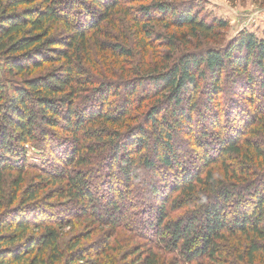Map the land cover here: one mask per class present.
<instances>
[{"label":"trees","instance_id":"obj_1","mask_svg":"<svg viewBox=\"0 0 264 264\" xmlns=\"http://www.w3.org/2000/svg\"><path fill=\"white\" fill-rule=\"evenodd\" d=\"M129 3L0 0L1 68L19 77L9 97L0 80V264H102L96 253L90 261V248L70 254L60 250L58 229L72 222L50 218L42 206H33L44 186L26 190L18 204L21 178L11 194L6 190L4 171L26 167L24 159L12 162L10 157L23 158L29 144L40 147L33 141L37 119L72 137L75 146L67 145L71 140L64 142L62 151L68 153L63 158L53 150L59 161L77 167L89 164L87 153L101 158L98 170L105 176H100L96 193L100 189L99 195L108 197L112 211L120 209L119 199L133 195L131 185L141 180L139 166L150 170L147 193L156 200L152 209L144 198L140 221L149 230L156 227L158 244L173 254L175 263L264 264V100H254L250 86L259 78L264 88V38L243 33L226 47L201 48L198 43L196 51L179 50L162 40L160 45L170 53L159 57L151 52L156 24L175 26L185 41L207 40L226 24L202 19L188 3L178 8L153 0L138 10ZM56 25H61L60 32L52 33ZM98 51L108 54L106 64L95 60ZM45 65L50 69L31 75ZM226 73L245 80L236 94L248 111L234 96L229 108L220 104V94L228 92ZM117 78L124 80L123 86ZM177 135L187 136L193 155L201 159L193 169L183 165ZM116 165L120 180L113 177ZM158 165L173 168L170 180H158ZM86 172H65L73 176L58 197L75 200L98 222H111L112 211L96 214L88 209L98 207L99 201L87 179L92 172ZM133 200L139 201L135 195ZM183 208L171 219L170 212ZM80 241L72 239L69 251ZM99 251L106 253L107 248ZM138 252L131 249L127 255ZM130 264L161 263L141 254Z\"/></svg>","mask_w":264,"mask_h":264},{"label":"rangeland","instance_id":"obj_2","mask_svg":"<svg viewBox=\"0 0 264 264\" xmlns=\"http://www.w3.org/2000/svg\"><path fill=\"white\" fill-rule=\"evenodd\" d=\"M127 1H130L129 4H131V6L134 7L135 10H138L139 6L151 4L153 2V0ZM166 1L178 8H184L183 3H188V5L191 4L193 6H196L202 19L207 20L208 22L211 20L220 19L224 21L226 27L221 29H214L212 35L207 40L199 38L189 39V41L188 39H186L185 41L182 32L177 30L175 26L171 24L166 26L165 23H160V25L156 24L151 36V52L156 56L162 57V55L170 53L165 45H160L159 42H161L162 40H164L165 44H168L166 41H170L173 47L179 46V50L186 49L187 51H196L198 49V43L201 44V48L226 47L230 42L234 41L243 33H253L258 38H264V0H185L186 2H181L182 0ZM38 2L39 1L34 2V5ZM60 28L61 25H56L53 28L52 33L60 32ZM116 33L117 31H111V34L113 36ZM95 38L96 37H94V39ZM100 38H103V40L106 41L109 40L103 36ZM131 40H133V38ZM153 40L155 42L154 44ZM187 41L189 42V44ZM185 43L187 44V47L184 46ZM133 50H138L135 49L134 44ZM94 53L95 51L91 52V57L93 60ZM108 58V54L102 51H98L95 60L99 63L106 64L105 61ZM1 67H3V59L0 56V80L4 84H6L7 97H9L12 94L11 88L13 87V83L18 81L19 77L4 74L3 68ZM47 69H50V65H45L43 67V70H37L31 75H35L39 72H45V70ZM255 73H257V71L254 72V75H256ZM226 74L225 85L228 92L227 94H220L219 100L221 102L220 104L223 107L226 106L227 108H229L231 103L235 101L233 99V96L238 101L242 100L237 96L236 92H238L240 84H242L245 80L242 76L240 78L234 79L231 74ZM117 79L116 82L123 86L124 80L120 78ZM250 86L254 90V100H264V88L261 89L259 78L254 80L253 85ZM232 93H234L235 95H233ZM230 98H232L233 101ZM83 100V97H81L80 101L82 102ZM241 102L242 103L239 102V106H242L243 109L247 110L245 108L246 102L243 100ZM203 106L204 105L200 103V107L202 108L201 111H204ZM209 107L212 108L213 104H209ZM221 121L222 124H224L226 119L222 117ZM36 124L37 126H35L34 129L35 138H33V141H38L40 147H37L34 144H29L26 147V154L23 158L19 157V155L15 158L10 157V159L14 160L12 162H15L16 159H20L21 161H23L24 159L26 167L23 169V171L17 169H7L4 171L6 190L8 189L9 194H11L13 183L21 178V191L18 192L16 201V203L18 204L22 200V195L26 190H28L32 186H44L39 192L38 198L32 201L33 206H42V211L46 215H49L50 218H52L53 215L61 216L64 222H72L71 226L58 229L59 245L62 252H64L65 254L69 252L70 254L71 252L76 253V251H79L80 248H90L89 251L93 252L92 254L90 253V255H88L90 261L95 258L94 254L96 253L99 255L102 264H112L110 262H113V264H130L141 254L143 256L151 254L154 257H157L161 264L162 262L163 264H183V262L181 261L175 263L173 254L165 251V247L161 245L162 243H160V245L158 244L159 239H157V237L155 236H160V233L156 231V227H153L149 230L148 227L143 226L140 221V205L143 206L145 204L143 202L144 198H148L147 202L150 207L152 206V209H154L153 203H155L156 200L151 196L148 197L149 194L147 193V185H150V182H148L150 176H148L147 174H149L150 170H147L145 172V170H143V168L139 166L138 170L141 180L139 182L133 183L130 187L131 192H133V195H135L139 201L133 200L134 202H132L133 195L127 197L124 190V192H122L126 197L123 198L126 199H119L118 202L120 204V209L116 212L112 211L109 207H107L108 204L106 203V200L108 197L103 193L99 195L100 189L96 193V187L100 182L99 179H102L105 176L102 172V169L98 170V168H100L99 163L103 164V161H100L101 158L98 156H92L87 153L85 158H90L88 161L89 164L77 165V167H73V165L68 166L70 162H68L67 160L62 161L63 159L59 161L58 158H63L66 152L68 153V149L67 151H62L65 149L64 142H66L67 140H71V142H68L67 145H70L69 147L71 148L75 146L72 137L68 136L61 127H48L40 119H37ZM205 128L209 129L208 126H205ZM185 129V127L182 128V130ZM197 131H199V128L197 129ZM207 132H210V129L207 130ZM199 134L201 133H198V135ZM174 141L176 142L177 150L180 152L184 167H186L188 170L196 167L195 165H197L201 161V159L193 155L194 149L188 137L184 135H177L175 136ZM56 149L59 150V154L61 155L57 158L54 154L55 152H53V150ZM212 154L214 155V153ZM154 161L157 164V161ZM11 165L14 164L12 163ZM44 169L48 171H44ZM114 169L115 170L113 177L116 180L122 179L121 174H118L117 165ZM73 170L82 171L83 173L86 171H93L91 174H87V179L90 185H92L91 192H95L93 197L95 198V200L99 201V203L97 204L99 206L97 207L95 205H91V202H87L91 205L88 209L90 211H95L94 213L96 214H105L106 212H108V210L112 211L113 217L111 222H98L94 220L95 217H92L91 214H84L86 213V208L81 204H78L75 200L67 196L61 198L58 197L60 194H63V192L65 193L69 175L73 176V174H65V172L72 173ZM173 171V168H166L158 165L157 169L154 172L160 174V178L158 180H161L163 177H166L168 180H170ZM102 174L103 177L100 178ZM64 175H68V177ZM51 180L54 182L50 183ZM143 181L147 182L143 185ZM116 185L117 183L115 184V186ZM116 187L120 188V186ZM241 190L242 188H240V191ZM139 202L143 203L140 204ZM50 204L51 206H49ZM183 211H185V208L177 212H170L169 214L171 219H176L178 214L182 213ZM141 230L142 232H138ZM75 238L81 239V241L78 246L73 249V251H69V244L72 239ZM105 247L107 248L106 253L101 254L99 249H103ZM131 249L138 250L139 252L135 255L128 256L127 252L131 251ZM149 251H151V253ZM62 262H65V260H63Z\"/></svg>","mask_w":264,"mask_h":264}]
</instances>
